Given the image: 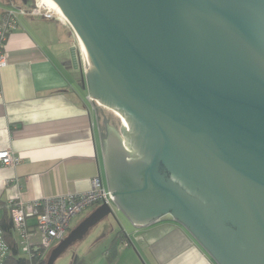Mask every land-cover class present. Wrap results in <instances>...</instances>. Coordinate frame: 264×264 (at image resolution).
Segmentation results:
<instances>
[{"label": "water", "instance_id": "water-1", "mask_svg": "<svg viewBox=\"0 0 264 264\" xmlns=\"http://www.w3.org/2000/svg\"><path fill=\"white\" fill-rule=\"evenodd\" d=\"M52 1L77 38L82 89L123 118L103 141L116 211L135 227L170 216L216 264H264V0Z\"/></svg>", "mask_w": 264, "mask_h": 264}, {"label": "crops", "instance_id": "crops-1", "mask_svg": "<svg viewBox=\"0 0 264 264\" xmlns=\"http://www.w3.org/2000/svg\"><path fill=\"white\" fill-rule=\"evenodd\" d=\"M7 1L0 9V25L4 11L16 4ZM27 2L26 9L34 6ZM73 47H78L75 34L56 18L18 16L6 36L0 151H12L18 164L0 162V205L84 193L97 176L107 188L103 141L108 125L103 132L98 103L82 89L80 71L71 60ZM133 229L123 233L140 244L145 264H216L170 216ZM126 236L121 242L131 246Z\"/></svg>", "mask_w": 264, "mask_h": 264}, {"label": "built area", "instance_id": "built-area-1", "mask_svg": "<svg viewBox=\"0 0 264 264\" xmlns=\"http://www.w3.org/2000/svg\"><path fill=\"white\" fill-rule=\"evenodd\" d=\"M18 16L56 18L67 24L62 15L41 3L27 9L11 5L4 11L0 25V67L7 64L5 53L2 51L3 45L9 31L16 27ZM79 53L80 65L85 70L86 62L81 50ZM0 162L3 165L16 166L18 159L12 155V151L2 150ZM113 203L112 192L105 188L99 176L91 180L90 189L84 193L44 197L31 201H6L0 205V264H7L12 255L11 246L16 248V259L23 260L26 264H41L47 258L50 249L67 235L73 218L88 208H96L101 204L113 206ZM4 215L11 224L13 240H8L2 229Z\"/></svg>", "mask_w": 264, "mask_h": 264}, {"label": "rangeland", "instance_id": "rangeland-1", "mask_svg": "<svg viewBox=\"0 0 264 264\" xmlns=\"http://www.w3.org/2000/svg\"><path fill=\"white\" fill-rule=\"evenodd\" d=\"M11 1L16 3L14 6L21 5L23 6L22 8L27 7V4L29 3L27 0ZM30 1H32L33 4L42 3L40 0ZM6 5H8L7 0H0V9L6 7ZM97 106L99 108L103 132L106 125L111 128L113 127L114 130L118 131L122 123L114 111L100 105ZM114 213L115 218L109 216L98 223L80 243L76 246L74 245V247H72L65 255L60 256L55 264H141L142 259L139 258L141 246L134 241H131L132 245L128 246L127 244L124 245L121 242V239H119L118 243L115 245L117 254L113 258L109 256L108 252H106L110 248L117 232L122 230L125 233L130 234L134 231L133 226L120 212L116 211L115 208ZM87 214L88 212L85 215ZM85 215L81 216V218L78 216L73 218L70 227L74 228L77 226ZM73 251L75 252V255L72 257L71 255Z\"/></svg>", "mask_w": 264, "mask_h": 264}, {"label": "trees", "instance_id": "trees-1", "mask_svg": "<svg viewBox=\"0 0 264 264\" xmlns=\"http://www.w3.org/2000/svg\"><path fill=\"white\" fill-rule=\"evenodd\" d=\"M2 229L5 232V237L8 240H13L12 238V232H11V224L9 222V219L4 215V219H3V223H2ZM124 237H119L116 236L109 248V256L110 257H114L116 256V248L115 245L118 243L119 239H123ZM12 248V255L9 257V260L7 262V264H26L25 261L23 260H18L15 258V253H16V248H13V246H11ZM46 259L43 260V262L41 264H45Z\"/></svg>", "mask_w": 264, "mask_h": 264}, {"label": "bare ground", "instance_id": "bare-ground-1", "mask_svg": "<svg viewBox=\"0 0 264 264\" xmlns=\"http://www.w3.org/2000/svg\"><path fill=\"white\" fill-rule=\"evenodd\" d=\"M42 3V5H45L47 7H50L51 9H53L55 12H57L58 14L62 15L61 11H60V7L54 3L52 0H40ZM79 45H80V49H81V53H82V56L86 62V65L89 64V61H88V57H87V52H86V49L84 47V45L79 41ZM114 113L117 115V117H119L120 121L123 122V118L121 117L120 114H118L117 112L114 111Z\"/></svg>", "mask_w": 264, "mask_h": 264}, {"label": "flooded vegetation", "instance_id": "flooded-vegetation-1", "mask_svg": "<svg viewBox=\"0 0 264 264\" xmlns=\"http://www.w3.org/2000/svg\"><path fill=\"white\" fill-rule=\"evenodd\" d=\"M107 132H108V130L106 131V134H107ZM72 228H73V227H70V228H69L67 234L72 230ZM90 231H91V230H90ZM116 236L124 237L125 235H124L123 231L121 230V231H119V232H117V233L115 234V237H116ZM121 240H122V239H121ZM80 242H81V241H79V242H77V243L71 245V246H70L67 250H65L64 253H62L60 256H63V255H65L66 253H68V251H69L72 247H74V245L76 246V245H77L78 243H80ZM74 251H75V250H74ZM74 251H73V253H72V255H71L72 257L75 255V252H74ZM59 258H60V257H59ZM59 258H58V259H59ZM46 259H47V258H46ZM58 259H57V260H58ZM74 259H75V258H74ZM57 260H56V261H57ZM56 261H55V262H56ZM45 262H46V261H45ZM54 264H55V263H54Z\"/></svg>", "mask_w": 264, "mask_h": 264}]
</instances>
